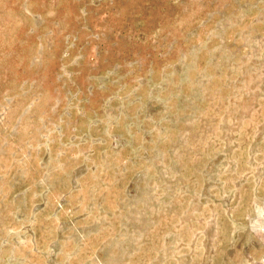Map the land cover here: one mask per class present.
Masks as SVG:
<instances>
[{
    "label": "rangeland",
    "instance_id": "374dc122",
    "mask_svg": "<svg viewBox=\"0 0 264 264\" xmlns=\"http://www.w3.org/2000/svg\"><path fill=\"white\" fill-rule=\"evenodd\" d=\"M0 264H264V0H0Z\"/></svg>",
    "mask_w": 264,
    "mask_h": 264
}]
</instances>
